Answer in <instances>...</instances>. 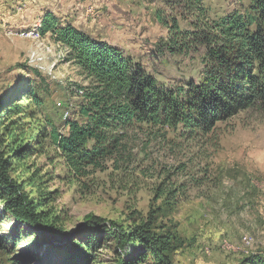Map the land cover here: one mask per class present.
I'll list each match as a JSON object with an SVG mask.
<instances>
[{
	"label": "rangeland",
	"instance_id": "rangeland-1",
	"mask_svg": "<svg viewBox=\"0 0 264 264\" xmlns=\"http://www.w3.org/2000/svg\"><path fill=\"white\" fill-rule=\"evenodd\" d=\"M47 8L62 9L160 86L176 89L199 79L205 48L172 52L158 17L194 33L195 25L246 13L249 0H0V143L11 176L36 211L45 205L58 237L45 244L40 232L17 225L0 196V264H120L126 251H143L120 236L141 225L169 245L166 260L148 253L144 264L264 259V108L218 123L207 137L147 125L118 132L112 154L77 177L49 140L37 141L43 128L51 131L48 123L68 133L66 122L79 120V87L91 85L61 44L38 33ZM14 103L20 108L10 110ZM11 129L19 145L31 141L22 161L12 155Z\"/></svg>",
	"mask_w": 264,
	"mask_h": 264
},
{
	"label": "trees",
	"instance_id": "trees-1",
	"mask_svg": "<svg viewBox=\"0 0 264 264\" xmlns=\"http://www.w3.org/2000/svg\"><path fill=\"white\" fill-rule=\"evenodd\" d=\"M158 18L169 30L168 48L172 52L192 46L205 48L203 70L197 81L191 80L176 89L162 87L141 65L134 64L123 51L98 39L90 30L64 26L50 12L42 17L38 33L42 37L50 34L67 50L66 60L91 81L89 87H79L83 100L79 120L66 122L68 133L62 134L48 123L51 131L43 128L37 140L39 144L49 140L75 176L86 177L88 168H96L112 154L114 143L120 141L118 132L147 125L182 128L188 139L207 137L214 133L218 123H225L242 111L264 108V0H249L244 14L234 13L201 27L195 25L194 33L184 34L176 21L168 27ZM32 97L37 103L38 97ZM18 106L14 103L8 108ZM11 130L12 155L22 161L31 152V141L19 145L16 130ZM5 148L0 143V196L6 212L17 225L24 223L40 232L45 244L57 240L45 205L36 211L34 199L11 176ZM48 195L40 193L43 198ZM109 233L115 234L111 230ZM120 236L124 244L143 249L126 251L120 264H144L148 253L166 260L163 254L169 245L155 241L148 225L132 227ZM166 264L172 263L167 260ZM252 264H264V259H253Z\"/></svg>",
	"mask_w": 264,
	"mask_h": 264
},
{
	"label": "crops",
	"instance_id": "crops-1",
	"mask_svg": "<svg viewBox=\"0 0 264 264\" xmlns=\"http://www.w3.org/2000/svg\"><path fill=\"white\" fill-rule=\"evenodd\" d=\"M50 11H54V13L56 14V15H54L55 17H57L58 19H60V21L63 23V25L64 26H67V25H71V26H73V27H75V28H79L80 29V26L79 25H77L76 23H74V22H69L68 20H66L65 18H64V16H63V14H62V9L60 10V9H58V8H54V9H50V8H47L46 9V12L44 13V15L46 14V13H48V12H50ZM43 15V16H44Z\"/></svg>",
	"mask_w": 264,
	"mask_h": 264
},
{
	"label": "bare ground",
	"instance_id": "bare-ground-1",
	"mask_svg": "<svg viewBox=\"0 0 264 264\" xmlns=\"http://www.w3.org/2000/svg\"><path fill=\"white\" fill-rule=\"evenodd\" d=\"M21 35L24 37V36H26L24 33H21Z\"/></svg>",
	"mask_w": 264,
	"mask_h": 264
}]
</instances>
